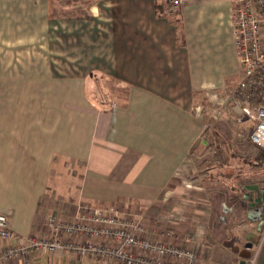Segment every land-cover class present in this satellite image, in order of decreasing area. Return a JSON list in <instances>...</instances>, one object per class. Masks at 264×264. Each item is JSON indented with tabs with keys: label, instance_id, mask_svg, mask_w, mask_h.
<instances>
[{
	"label": "crops",
	"instance_id": "1",
	"mask_svg": "<svg viewBox=\"0 0 264 264\" xmlns=\"http://www.w3.org/2000/svg\"><path fill=\"white\" fill-rule=\"evenodd\" d=\"M234 8L0 0V212L16 235L49 238L50 217L116 208L142 221L143 238L197 252L200 264H247L226 248L234 239L264 264V191L204 210L194 187L175 188L206 128L198 97L239 76ZM33 262L90 264L66 253Z\"/></svg>",
	"mask_w": 264,
	"mask_h": 264
},
{
	"label": "built area",
	"instance_id": "2",
	"mask_svg": "<svg viewBox=\"0 0 264 264\" xmlns=\"http://www.w3.org/2000/svg\"><path fill=\"white\" fill-rule=\"evenodd\" d=\"M174 14L188 0H154ZM234 44L238 55L239 83L233 95L242 117L254 122L250 142L264 150V0H232ZM75 221L49 218L52 236L20 237L0 212V264H34L49 254H76L90 264H200L199 253L176 245L143 238L146 228L135 216L116 208L80 206ZM75 239V240H74ZM78 239L79 241H76ZM95 240V241H94ZM258 252L247 264H256Z\"/></svg>",
	"mask_w": 264,
	"mask_h": 264
},
{
	"label": "rangeland",
	"instance_id": "3",
	"mask_svg": "<svg viewBox=\"0 0 264 264\" xmlns=\"http://www.w3.org/2000/svg\"><path fill=\"white\" fill-rule=\"evenodd\" d=\"M69 1L81 2L83 0H64V2ZM238 83L239 76L228 89L202 94L197 99V111L206 125L211 119L223 124L221 130L230 143L231 154L235 155L229 160L226 158V162L218 166V169L198 173V167L202 165L203 160L205 162V159L197 158L196 153H193L190 158L191 166L178 173L175 178V188L182 191V188H187V185L194 187L196 208L199 209L222 210V206L228 210L235 207L240 208L239 203L242 202L245 194L251 196L255 193V189L258 192L264 191V162L262 161L258 166L254 165L259 163L257 158L262 149L255 147L249 138L254 122L251 120L241 122L243 117L233 112L235 106L233 93ZM108 86L111 87L109 84ZM103 91V96L109 97L108 102L111 105L115 103L111 89ZM204 147L206 143L202 146L200 144L199 148L203 151ZM210 154L205 155L212 164L208 166V169L209 167L215 168L217 161V158L211 157ZM175 188H171L170 192L175 191Z\"/></svg>",
	"mask_w": 264,
	"mask_h": 264
},
{
	"label": "trees",
	"instance_id": "4",
	"mask_svg": "<svg viewBox=\"0 0 264 264\" xmlns=\"http://www.w3.org/2000/svg\"><path fill=\"white\" fill-rule=\"evenodd\" d=\"M159 8H162V6H159ZM208 123L209 124L206 125L203 139H202V142L203 141L206 142V147H204V150L201 151L199 147L202 142H200L198 146L194 149V153H196L197 158L205 159V162L203 160L202 165L198 167L199 169L198 173H201V172L204 173L209 170L218 169V166H222L223 162H226V158L227 160H229L230 158L235 157L234 154H231V149L229 148L230 143L228 142L227 137L224 134V132L221 130L222 128L221 126L223 124L221 122H217V120L215 119L209 120ZM208 153H211L210 154L211 157L217 158V161L215 162L216 164L215 168L209 167L208 169V166L212 165L210 161L208 160V158L206 159L207 156L205 155H207ZM257 160L259 161V163L258 162L255 163L254 164L255 166L260 165L262 161L264 162V150L260 152V155L257 158Z\"/></svg>",
	"mask_w": 264,
	"mask_h": 264
},
{
	"label": "water",
	"instance_id": "5",
	"mask_svg": "<svg viewBox=\"0 0 264 264\" xmlns=\"http://www.w3.org/2000/svg\"><path fill=\"white\" fill-rule=\"evenodd\" d=\"M233 111L238 115V116H242V110L240 109V107L238 105H235L233 107ZM241 122H245L247 121V118H242V120H240ZM237 240H230L228 242H226L225 246L226 248L230 249L234 254L239 255L240 257H242L243 259H249L251 257V250L252 248L250 246H246L243 250L240 249L239 246L236 245Z\"/></svg>",
	"mask_w": 264,
	"mask_h": 264
}]
</instances>
